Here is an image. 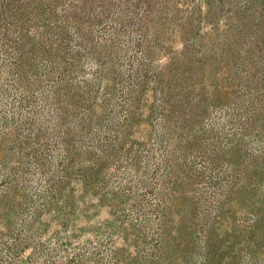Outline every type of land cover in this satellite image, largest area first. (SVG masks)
<instances>
[{
  "label": "rangeland",
  "instance_id": "374dc122",
  "mask_svg": "<svg viewBox=\"0 0 264 264\" xmlns=\"http://www.w3.org/2000/svg\"><path fill=\"white\" fill-rule=\"evenodd\" d=\"M186 1L163 4L161 37L134 85L139 54L121 45L55 70L14 65L0 35V264H264V212L251 205L257 193L264 204V181L213 192L233 133L224 65L180 75V85L169 74L181 51L175 26L193 16ZM195 7L200 37L221 32L222 15Z\"/></svg>",
  "mask_w": 264,
  "mask_h": 264
},
{
  "label": "trees",
  "instance_id": "16d2710c",
  "mask_svg": "<svg viewBox=\"0 0 264 264\" xmlns=\"http://www.w3.org/2000/svg\"><path fill=\"white\" fill-rule=\"evenodd\" d=\"M165 1L0 0V35L13 51L14 65L32 59L35 64L50 65L55 70L68 56L80 61L84 53L90 57L93 49L100 48L104 56L106 51L112 53L121 45L131 49L132 54H139L140 62H136L131 75L134 85L141 74L145 53L159 40V17ZM199 1L206 4L209 20L223 16L221 32L212 25L200 37L193 30V16L199 15L194 9ZM185 8L184 12L193 16L175 26L181 51L177 58L168 60L170 76L194 78L198 71L203 76L211 67L223 64L224 80L233 85L223 111L224 125L233 132L226 135L223 146L227 154L226 174L213 192L222 191L223 195L232 180L238 181L243 192L250 191L246 190L248 187L255 192V186L258 188L264 181V0H188ZM25 38L32 40L29 49ZM215 76L210 70L206 80ZM180 79L175 77L173 82L180 85ZM212 85L215 86L213 79ZM156 89L157 85L154 92ZM212 94L211 104L217 103L218 92ZM192 107L198 110L203 106L194 103ZM239 136L240 140L233 143ZM251 142L257 144L254 152L248 148ZM251 205L258 210V216L264 212L260 193L251 199ZM259 225L252 227V235Z\"/></svg>",
  "mask_w": 264,
  "mask_h": 264
}]
</instances>
